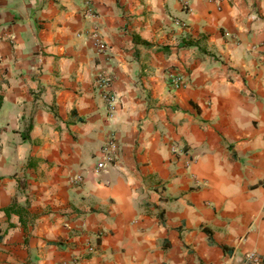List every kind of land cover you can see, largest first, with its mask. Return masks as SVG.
I'll return each mask as SVG.
<instances>
[{"label": "crops", "instance_id": "1", "mask_svg": "<svg viewBox=\"0 0 264 264\" xmlns=\"http://www.w3.org/2000/svg\"><path fill=\"white\" fill-rule=\"evenodd\" d=\"M86 1L0 0V264L263 259L264 0Z\"/></svg>", "mask_w": 264, "mask_h": 264}, {"label": "built area", "instance_id": "2", "mask_svg": "<svg viewBox=\"0 0 264 264\" xmlns=\"http://www.w3.org/2000/svg\"><path fill=\"white\" fill-rule=\"evenodd\" d=\"M183 6V8H186L188 3L187 0H179ZM85 15L88 17L96 18L97 13L95 12V9L92 5V2L90 0H87L84 6ZM180 28H185L186 25L183 22L175 23ZM87 37L89 41L91 42L95 53L102 57L104 61L108 60V47L107 44L104 42L98 25H92L91 28L87 30ZM96 83L99 86V88L103 89V98L107 104V111L110 116H112V113L115 111L116 106V98L114 95H112L110 92H108V89L111 85V74L103 69L98 70L95 73ZM184 84V79L180 74H170L168 76V85L176 89ZM117 152H118V145L117 141L115 140L114 136L109 135L105 139L102 148H101V154L102 158L98 163L96 164V169L101 170L103 169L108 163L113 162L117 158ZM171 152L175 153L181 157H183L184 160V166L185 168H188L191 163L194 160V156L187 151H183L182 149H179L177 146H171ZM81 178L79 176H75L72 178V182H80ZM89 250H91L89 248ZM243 264H264V258L261 259L258 257L255 253H247L244 257Z\"/></svg>", "mask_w": 264, "mask_h": 264}]
</instances>
